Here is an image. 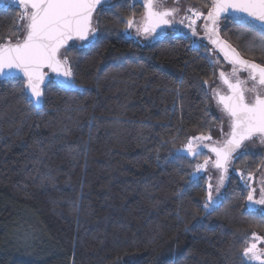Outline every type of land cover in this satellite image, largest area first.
Listing matches in <instances>:
<instances>
[{
    "label": "trees",
    "instance_id": "obj_1",
    "mask_svg": "<svg viewBox=\"0 0 264 264\" xmlns=\"http://www.w3.org/2000/svg\"><path fill=\"white\" fill-rule=\"evenodd\" d=\"M183 1L204 11L209 2ZM111 4L94 14V46L69 43L73 90L45 72L37 109L22 99V79L0 80V264H245L246 242L264 237V212L249 206L238 173L255 174L264 155L237 151L206 213L207 180L191 177L204 155L178 150L220 126L212 55L171 31L126 36L143 8ZM19 13L0 4V43L16 41ZM220 36L264 65L252 33L222 22Z\"/></svg>",
    "mask_w": 264,
    "mask_h": 264
},
{
    "label": "snow or ice",
    "instance_id": "obj_2",
    "mask_svg": "<svg viewBox=\"0 0 264 264\" xmlns=\"http://www.w3.org/2000/svg\"><path fill=\"white\" fill-rule=\"evenodd\" d=\"M0 4L5 7L12 4L20 10L19 23L14 30L18 34L16 41L0 43V78L15 79L22 76V99L37 109L41 106L43 95V70L48 69L56 74L55 81L50 80L49 83L65 91L73 90L76 85L68 55L69 49L75 46L69 42L87 41L88 46H94L98 31L93 24L94 14L98 8L114 6L111 0H0ZM136 4H141L143 15L139 21L134 17L127 19L126 36L130 37L131 32L128 30L134 29L138 36L161 39L168 35L165 29L171 28L175 36L187 37L188 33L176 27L182 25L191 32L192 37H198L197 22L202 20L199 30L213 45V50H218L224 60L232 65L231 71L227 72L222 69L219 59L210 58V63L221 65L220 79L227 88V93L222 94L218 88L210 87L213 98L228 118V130L221 127L223 139L204 143L213 138L202 134L189 138L184 148L178 150L194 158L204 155L200 151L201 147L214 154L215 160L211 163L219 170V179L215 187L208 184L204 209L210 214L219 202L220 188L227 178L229 166L238 158L234 155L237 150L243 147V155L247 158L245 141L258 138L264 144V65L244 59L236 48L221 39V25L227 22L242 32L252 33L264 46V0H209L205 4L206 14L192 6L181 14L179 0H133V7ZM190 43L194 49L204 47L206 52L213 51L199 39L190 40ZM241 72L247 73L246 77L241 78ZM248 94L252 95L251 100ZM218 119L223 125V118ZM209 163V158L204 155L203 163L194 165L192 179H197L196 174L205 170ZM239 174L243 179V173ZM252 179L249 173L248 180ZM245 183L247 186V181ZM254 193L255 188L248 192V200L253 204L264 205V180L261 181V198L254 199ZM261 211L264 212V209ZM246 243L248 246L243 250L245 264H264V249L259 247V244L264 243V237L253 233L251 242Z\"/></svg>",
    "mask_w": 264,
    "mask_h": 264
},
{
    "label": "rangeland",
    "instance_id": "obj_3",
    "mask_svg": "<svg viewBox=\"0 0 264 264\" xmlns=\"http://www.w3.org/2000/svg\"><path fill=\"white\" fill-rule=\"evenodd\" d=\"M178 6L181 8V14H183V11L187 7H189V6H192V7L196 8V9H199L201 12H203L205 14L207 13V11H204L203 9H201L199 7H196L193 4H191V3H186L183 0H179V5ZM141 18H142V16L139 17V18H134V19L136 21H139V20H141ZM202 23H203L202 20H200V21L197 22L198 31H199L198 37H192L191 36V32L188 29L184 28L182 25H177L176 27L179 28L181 31L188 33V35L191 36L193 40L199 39L202 43H204L205 45H207L210 50H212L209 47V44L210 43L204 37L203 31L202 30H199V25L202 24ZM168 30L172 32V29L171 28H169ZM168 30L166 31V29H165L166 32H169ZM128 31L131 32V36L130 37H132L134 39H137V40H140V41L151 40V38H144L142 36H138L136 34V32H135L134 29H129ZM210 53L212 55V58L219 59V61L221 62V65H222V69L224 71H226L225 70L224 63H223V59L218 55V53H216L214 51H210ZM221 65L213 64L215 78L213 79V81L211 82V85H210V87L218 88V90H221L222 89L221 88V79H220ZM211 94H212V92H211ZM248 95H249V97L251 96V94H248ZM251 98H252V96H251ZM212 111L214 112V114L216 116H218V118H223V120L225 122H224L223 125H221V123H220V126L209 134L213 138L212 141H204V143H215V142L221 141L223 139V137L221 135V127L222 126L225 129V131L228 130V118L221 111L220 107L217 104L216 99L213 98V94H212ZM193 137H196V136H193ZM245 146L247 147V151H250L252 153H262L264 155V144L260 143L258 138L255 139L254 141H247L245 143ZM200 151L204 155H207V157L210 160V163H209V165L207 166V168L205 170H203V171H201V172H199L197 174H201V175H203L206 178V180H207V187H208V184L209 183H211L215 187V185L218 183L219 171L212 166L211 161H214V157L208 151L207 148L201 147L200 148ZM241 152H244V148L243 147H242V149H240V151L238 153H241ZM200 163L202 164L203 162H200ZM229 172H231L230 166H229L228 173ZM238 175L241 177V175L239 173H238ZM210 176H211V180L209 179ZM243 177L244 178L243 179L241 178V180L244 182L245 186H246V183L245 182L247 181V186L246 187L248 188L249 191L252 190L253 188H255L254 199H257V200L260 199L261 198V196H260L261 181L264 180V164L262 165V167L260 168L259 171H257L255 174H252V177H253L252 180H248V174H246V173H243ZM223 186H224V184H223ZM223 186L220 188V195H221ZM213 195H215V191L213 192ZM249 206L252 209L259 210V211H261V209H264V205L253 204L250 201H249ZM251 239H252V236L250 237V239L248 240V242H251ZM247 246H248V243L245 245V247H247ZM259 247L262 248V249H264V243L259 244Z\"/></svg>",
    "mask_w": 264,
    "mask_h": 264
},
{
    "label": "flooded vegetation",
    "instance_id": "obj_4",
    "mask_svg": "<svg viewBox=\"0 0 264 264\" xmlns=\"http://www.w3.org/2000/svg\"><path fill=\"white\" fill-rule=\"evenodd\" d=\"M169 28H167L166 29V31L168 30ZM169 31V30H168ZM223 63H224V66H225V70L227 71V72H230L231 71V68H232V65H230L227 61H225L224 59H223ZM240 76H241V78H244V77H246V75H247V73H244V72H241L240 74H239ZM221 90H219L222 94H225V93H227V88H226V86L223 84V82L221 81ZM252 96V95H251ZM251 96L249 97V99L251 100L252 98H251Z\"/></svg>",
    "mask_w": 264,
    "mask_h": 264
},
{
    "label": "water",
    "instance_id": "obj_5",
    "mask_svg": "<svg viewBox=\"0 0 264 264\" xmlns=\"http://www.w3.org/2000/svg\"><path fill=\"white\" fill-rule=\"evenodd\" d=\"M159 31V30H158ZM74 41H79V42H85V41H80V40H73V41H70L69 43H71V42H74ZM211 45V44H210ZM211 47L213 48V45H211ZM220 55H221V57L224 59V57H223V55L218 51V50H216ZM44 71V73L45 72H48V73H50L55 79H56V74L55 73H52L50 70H48V69H44L43 70ZM17 78H20V79H22L23 80V77L22 76H20V77H17ZM1 79H5V78H0V80ZM44 79H45V77H44ZM43 85V84H42ZM42 85H41V87H42ZM29 95H30V93H29ZM246 142V141H245ZM240 149H238L237 151H239ZM209 151V150H208ZM210 152V151H209ZM211 153V152H210ZM212 155H213V157H214V160H215V156H214V154L213 153H211ZM216 169V168H215ZM218 170V169H217ZM219 171V170H218Z\"/></svg>",
    "mask_w": 264,
    "mask_h": 264
}]
</instances>
